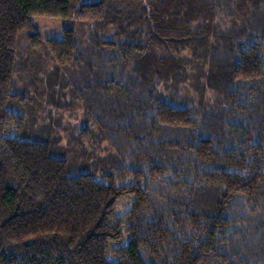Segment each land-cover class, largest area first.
Masks as SVG:
<instances>
[{"label":"trees","instance_id":"16d2710c","mask_svg":"<svg viewBox=\"0 0 264 264\" xmlns=\"http://www.w3.org/2000/svg\"><path fill=\"white\" fill-rule=\"evenodd\" d=\"M0 264H264V0H0Z\"/></svg>","mask_w":264,"mask_h":264},{"label":"rangeland","instance_id":"374dc122","mask_svg":"<svg viewBox=\"0 0 264 264\" xmlns=\"http://www.w3.org/2000/svg\"><path fill=\"white\" fill-rule=\"evenodd\" d=\"M32 20L34 23V31L39 32L43 39L59 36L62 34V31L66 28L75 29L77 31H83L86 33L89 30L90 23L88 21H84L80 19L79 17L72 15L70 17H57V16H47V15H33ZM25 41L22 45V49L25 48ZM41 52V51H40ZM25 59V58H23ZM26 67V65H24ZM29 69V67H28ZM24 70V69H23ZM24 79H20V85L22 81L24 80H30L32 79V76L29 71L26 72V69L24 70ZM34 91V90H33ZM32 91V92H33ZM69 111H66L64 114V118H70L69 117ZM83 110L81 108L77 109V116H72L71 120L72 122H77V120H80L83 116ZM64 119V120H65ZM131 197H123L120 199L117 210L119 213L123 212L129 205L131 201Z\"/></svg>","mask_w":264,"mask_h":264}]
</instances>
